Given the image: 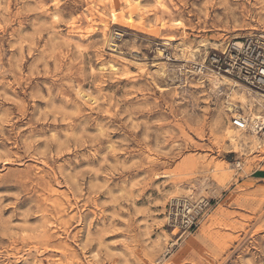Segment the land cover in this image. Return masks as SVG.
Returning a JSON list of instances; mask_svg holds the SVG:
<instances>
[{
	"label": "rangeland",
	"instance_id": "1",
	"mask_svg": "<svg viewBox=\"0 0 264 264\" xmlns=\"http://www.w3.org/2000/svg\"><path fill=\"white\" fill-rule=\"evenodd\" d=\"M138 2L0 0V264H264V0Z\"/></svg>",
	"mask_w": 264,
	"mask_h": 264
},
{
	"label": "built area",
	"instance_id": "2",
	"mask_svg": "<svg viewBox=\"0 0 264 264\" xmlns=\"http://www.w3.org/2000/svg\"><path fill=\"white\" fill-rule=\"evenodd\" d=\"M230 54L231 58L235 59L237 74H241L243 79L253 75L256 83L264 87V51L259 46H255L251 42L244 46L236 45L232 47ZM232 125L241 130L245 129L247 123L245 119L239 117L232 119Z\"/></svg>",
	"mask_w": 264,
	"mask_h": 264
},
{
	"label": "bare ground",
	"instance_id": "3",
	"mask_svg": "<svg viewBox=\"0 0 264 264\" xmlns=\"http://www.w3.org/2000/svg\"><path fill=\"white\" fill-rule=\"evenodd\" d=\"M123 2H124V4H125V6L127 7V6H131L133 3L135 4V8H137L138 9V6H139V0H122ZM154 2H155V4L156 5H158L159 7H161L162 9H164L165 10V7L162 5V2H161V0H154ZM123 5V4H122ZM112 8V7H111ZM160 9V8H159ZM129 10H130V8H129ZM119 11V10H118ZM111 16H112V18L114 19V20H116L117 18H116V14L114 13V11H112L111 12ZM118 17H119V15H118ZM139 17L141 18V15L139 14ZM163 17V16H162ZM133 20V19H132ZM143 20H144V18H143ZM143 23V22H142ZM167 27V26H166ZM168 28V27H167ZM256 124H254V126H255ZM257 126V125H256ZM255 134V133H254Z\"/></svg>",
	"mask_w": 264,
	"mask_h": 264
},
{
	"label": "crops",
	"instance_id": "4",
	"mask_svg": "<svg viewBox=\"0 0 264 264\" xmlns=\"http://www.w3.org/2000/svg\"><path fill=\"white\" fill-rule=\"evenodd\" d=\"M251 181H255V182H258V181H264V173L263 174H260L259 176L256 175L253 177L250 178Z\"/></svg>",
	"mask_w": 264,
	"mask_h": 264
}]
</instances>
